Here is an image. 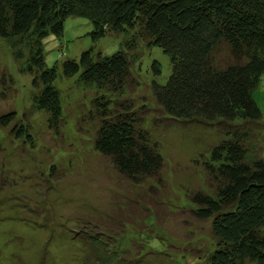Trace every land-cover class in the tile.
<instances>
[{
  "label": "trees",
  "instance_id": "16d2710c",
  "mask_svg": "<svg viewBox=\"0 0 264 264\" xmlns=\"http://www.w3.org/2000/svg\"><path fill=\"white\" fill-rule=\"evenodd\" d=\"M68 17L88 20L94 41L132 32L126 51L108 56L84 51L78 60L64 61L62 73L78 75V84L93 87L88 118L98 123L94 150L133 185L159 177L164 166L159 143L143 128L148 109L136 110L122 99L135 80L128 55L139 46L158 47L170 57L166 84L149 85L168 119L229 126L262 120L253 93L264 73V0H0V40L9 43L15 62H23L19 72L32 78L31 110L45 113L55 132L63 120L62 99L54 86L56 71L44 63L43 40L48 35L60 39ZM151 68L160 74L156 61ZM6 78L2 72L0 82ZM10 126L13 137L32 141L29 125L16 111L0 115V129ZM242 138L235 134L209 157L196 160L215 190L199 191L189 201L193 217L211 221L215 246L207 264H264V156L248 155ZM119 221L115 229L98 225L89 233L81 264L125 263L117 227L126 224ZM158 239H151L153 246L167 242Z\"/></svg>",
  "mask_w": 264,
  "mask_h": 264
},
{
  "label": "rangeland",
  "instance_id": "374dc122",
  "mask_svg": "<svg viewBox=\"0 0 264 264\" xmlns=\"http://www.w3.org/2000/svg\"><path fill=\"white\" fill-rule=\"evenodd\" d=\"M92 29L88 20L68 17L60 39L48 35L43 40L44 63L55 69L54 86L62 99L57 132L49 128L45 113L31 110L32 78L19 72L23 62H15L9 43L0 40V76L4 72L12 78L0 82V95L5 93L0 115L16 111L32 138L13 137L11 126L0 129V264H81L89 233L98 225L115 229L119 219L126 224L117 227L127 252L124 264H207L215 246L211 221L193 217L195 206L189 201L199 191L215 190L196 160L209 157L235 134L243 137L248 155L264 156V73L253 93L263 115L259 122H176L164 116L149 88L153 82L166 84L170 57L141 44L129 53L138 86L130 82L122 99L136 110L148 109L143 128L159 143L164 158L159 177L133 185L94 150L98 123L88 118L93 87L78 84V75L65 78L62 73V63L78 60L84 51L103 56L126 51L124 42L132 32L108 33L94 41ZM154 61L160 66L158 76L151 68ZM153 238L167 242L153 246ZM146 240L151 241L142 243Z\"/></svg>",
  "mask_w": 264,
  "mask_h": 264
}]
</instances>
